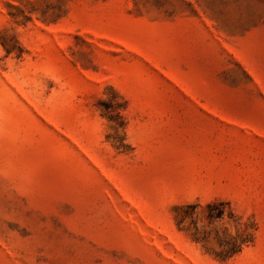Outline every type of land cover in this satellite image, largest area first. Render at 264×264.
I'll return each instance as SVG.
<instances>
[{"label": "rangeland", "instance_id": "374dc122", "mask_svg": "<svg viewBox=\"0 0 264 264\" xmlns=\"http://www.w3.org/2000/svg\"><path fill=\"white\" fill-rule=\"evenodd\" d=\"M0 264H264V0H0Z\"/></svg>", "mask_w": 264, "mask_h": 264}, {"label": "trees", "instance_id": "16d2710c", "mask_svg": "<svg viewBox=\"0 0 264 264\" xmlns=\"http://www.w3.org/2000/svg\"><path fill=\"white\" fill-rule=\"evenodd\" d=\"M105 108H107L106 110H107V117L109 118V119H113L114 118V116H118L119 115V112L118 111H116V110H114V109H112L111 111H110V109H108L109 107L107 106V107H105ZM234 248H235V246H234ZM239 249H235L234 250V252L235 251H238Z\"/></svg>", "mask_w": 264, "mask_h": 264}]
</instances>
